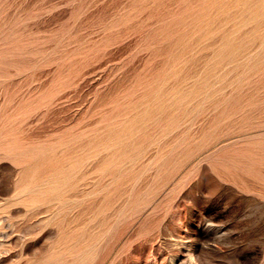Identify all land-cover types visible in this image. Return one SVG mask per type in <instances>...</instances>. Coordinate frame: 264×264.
<instances>
[{
  "label": "rangeland",
  "instance_id": "374dc122",
  "mask_svg": "<svg viewBox=\"0 0 264 264\" xmlns=\"http://www.w3.org/2000/svg\"><path fill=\"white\" fill-rule=\"evenodd\" d=\"M4 1L17 64L55 68L0 98L54 93L27 130L80 186L0 218V264H264V209L214 193L264 177V0H55L46 36Z\"/></svg>",
  "mask_w": 264,
  "mask_h": 264
},
{
  "label": "crops",
  "instance_id": "0c3cea01",
  "mask_svg": "<svg viewBox=\"0 0 264 264\" xmlns=\"http://www.w3.org/2000/svg\"><path fill=\"white\" fill-rule=\"evenodd\" d=\"M22 4L19 1H4L0 5V90H3L1 82L6 74L17 77L14 81L25 91L33 73L44 81L49 79L55 68L54 61L50 65L44 60L33 66L31 55L26 63L17 64L16 43L5 42L4 11L16 10ZM31 4L29 6L34 15L26 23H17L13 31L46 36L53 25L55 0H31ZM8 28L12 30L11 26ZM34 38H30L28 49L36 46L32 40ZM43 48L48 49L49 46L45 44ZM41 96L44 95L26 93L12 102L5 96L0 98V218L5 219L6 223H9V217L15 216L18 222L30 214L34 215L47 203L46 194L62 191L57 188L69 186L75 191L80 186V171L59 163L56 138L48 137L43 147L38 148L27 130L29 123L55 102L54 93H48L45 101L39 100ZM218 180L222 185L215 194L231 190L235 200L245 208L250 204L253 209H264V177H248L245 184L221 176H218ZM259 216L263 220L264 212Z\"/></svg>",
  "mask_w": 264,
  "mask_h": 264
}]
</instances>
